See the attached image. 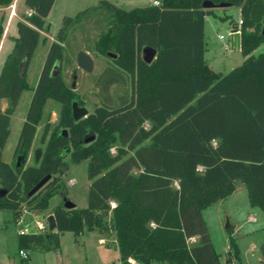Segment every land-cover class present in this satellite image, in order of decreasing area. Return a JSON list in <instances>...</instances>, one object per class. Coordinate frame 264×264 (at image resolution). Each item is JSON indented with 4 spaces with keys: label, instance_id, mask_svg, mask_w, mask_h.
<instances>
[{
    "label": "trees",
    "instance_id": "16d2710c",
    "mask_svg": "<svg viewBox=\"0 0 264 264\" xmlns=\"http://www.w3.org/2000/svg\"><path fill=\"white\" fill-rule=\"evenodd\" d=\"M13 1L0 0V6ZM202 1L160 0L125 9L99 0L64 15L30 87L12 160L5 161L1 149L10 114L28 87L20 62L28 57L26 70L54 3L24 0L30 12L16 21L13 47L0 62V99H7L0 108V209L11 210L17 220L23 204L45 209L56 193L66 196L60 175L70 162L87 160L90 183L86 206L66 208L61 199L50 210L55 227L18 233V252L57 249L64 231L78 236L96 228L112 232L121 264H221L202 209L228 196L241 180L250 205L264 214V51L252 53L264 42V0H211L240 7L245 58L227 72L215 71L204 59V16L214 8ZM99 10L116 26L95 41L96 50L110 58L95 78L102 102L76 120L72 102L82 101L61 69L53 76L50 70L56 60H70L65 45L72 27ZM3 29L0 19V39ZM144 46L155 51L149 61L142 58ZM128 74L131 91L113 104L109 89ZM48 98L59 105L57 119L45 118L41 145L35 147L41 149L39 159L33 151V162L26 163ZM90 131L94 137L85 143ZM48 173L50 178L28 196ZM226 227L233 229L231 223ZM229 242L227 253L238 257L234 238Z\"/></svg>",
    "mask_w": 264,
    "mask_h": 264
},
{
    "label": "rangeland",
    "instance_id": "374dc122",
    "mask_svg": "<svg viewBox=\"0 0 264 264\" xmlns=\"http://www.w3.org/2000/svg\"><path fill=\"white\" fill-rule=\"evenodd\" d=\"M98 1L54 0L53 6L45 18L42 35L36 45L33 57L24 71L28 87L22 90L18 103L10 114L9 135L1 149L3 160H12V153L31 97L32 90L30 87L36 82L50 42L56 39L55 35L62 24L63 16L74 15L79 10L96 4ZM109 1L125 9L151 3L150 0ZM213 10L214 12H209L204 16V38L208 46L207 56L215 60L216 64L221 61L234 62L232 67L225 69L227 72L241 63L244 58L241 50L233 49L229 45L232 26L240 18V9L239 6L230 4L225 7H216ZM11 12L13 16L9 20ZM29 12L30 9L24 0H14L9 6H0V19H2L5 29H3L0 40V62L13 47V37L17 34L16 21L23 20ZM107 30L115 31L116 26L112 24L108 13L104 10L93 12L81 23L72 27L68 35V42L65 45V55L70 60H65L60 66L65 83L78 94L88 112H91L95 105L102 102L103 94L96 86L95 78L103 67L110 63V58L96 50L95 41L102 32ZM220 34L224 38H220ZM79 50H85L92 56L93 68L91 71H86L77 65L75 58ZM261 51H264V42L256 47L254 53L257 54ZM131 82V76L128 74L124 83L112 84L109 92L113 104L119 101L120 96L130 93ZM5 101L7 99H0V108H4ZM58 107V103L53 99H47L42 120L37 126L33 141L34 147L41 145L38 138L45 118L48 116L51 121H56ZM115 146L116 144L111 147L112 152H115ZM129 153H132V150ZM64 157L70 162L68 153L64 152ZM33 160V151H31L26 163H31ZM72 178H74V183L70 184L69 181ZM60 179L65 185L66 196L72 199L77 206H86L87 189L90 183V179L87 177V160L77 164L70 162L69 169L60 175ZM62 197V192L56 193L50 198L49 205ZM23 208L27 207L23 204ZM202 212L212 244L219 253L222 264L227 257L235 258L227 253L230 246V236L235 240L238 251V257L235 259L240 264H264V226L261 225L262 222L264 223L263 212L258 207L253 208L250 205L245 184L241 180H236V187L229 197L216 200L203 208ZM251 214L255 217L253 221L248 220V216ZM7 218L10 221L5 226L3 221H7ZM226 222L231 223L233 229L228 230L225 226ZM13 228L11 211L0 209V264H121L112 232L104 235L94 228L86 230L82 235L75 236L72 231H65L60 237L59 250L46 252L34 250L30 251L29 259H21ZM100 238H103L104 242H101ZM192 241L194 239L191 237L189 242Z\"/></svg>",
    "mask_w": 264,
    "mask_h": 264
},
{
    "label": "water",
    "instance_id": "95a60500",
    "mask_svg": "<svg viewBox=\"0 0 264 264\" xmlns=\"http://www.w3.org/2000/svg\"><path fill=\"white\" fill-rule=\"evenodd\" d=\"M230 5L229 2H219V3H214L211 0H203L202 1V6L205 8L211 7H225ZM234 37H235V41H236V46L239 47L240 46V33L239 32H234ZM155 54V51L148 47V46H144V48L142 49L141 55L142 58L146 61H149ZM76 63L79 67H81L82 69L86 70V71H91L93 68V58L92 56L85 50H79L76 53ZM28 61V57H24L21 62H20V75L22 76L24 74L25 71V66L26 63ZM60 62L59 60H56L50 70V75H56L59 71H60ZM88 114V110L85 106L83 105H78V103L76 101L72 102V116L74 119H79L81 117H84ZM63 133V135H66L67 131L66 129H62L61 131ZM94 137V133L93 132H89L88 134H86L83 138V141L85 143L91 141ZM41 153V149L40 148H36L34 150V158L35 160L39 159ZM68 153V152H66ZM50 178V174H46L44 175L28 192L27 195L30 196L31 194L35 193L48 179ZM4 193V189L0 188V196L3 195ZM61 199H64V206L66 208H71L75 205V203L69 198L66 197L63 194V197ZM48 221L50 223V227H55V219H54V215L52 213H50L48 215ZM228 225V222H226L225 226Z\"/></svg>",
    "mask_w": 264,
    "mask_h": 264
},
{
    "label": "crops",
    "instance_id": "0c3cea01",
    "mask_svg": "<svg viewBox=\"0 0 264 264\" xmlns=\"http://www.w3.org/2000/svg\"><path fill=\"white\" fill-rule=\"evenodd\" d=\"M53 6V5H52ZM214 8H216V7H214ZM239 9H240V7H239ZM12 16H13V14H12V12L10 13V16H9V20H10V18H12ZM240 16H241V13H240ZM233 27V26H232ZM5 30V29H4ZM203 31H204V25H203ZM3 33V32H2ZM224 38V37H223ZM203 39H204V52H203V56H204V59L206 60V62H207V64L212 68V69H214L215 71H220V72H226L225 71V69L227 68V67H232V65L234 64V62H224V61H221L220 63H218V64H216L215 63V60H213V59H211L210 57H208L207 56V52H208V46H207V41L205 40V38L203 37ZM1 40V39H0ZM229 45L231 46V48H233V49H238V50H240V46L239 47H237L236 46V41H235V37H234V34H230V38H229ZM256 49V48H255ZM254 49V50H255ZM254 50L252 51V53L253 54H255L254 53ZM262 52V51H261ZM258 54V53H257ZM256 55V54H255ZM244 58H245V55H244ZM243 58V59H244ZM242 59V60H243ZM242 62V61H241ZM240 64V63H239ZM238 65V64H237ZM112 86V85H111ZM56 118H57V115H56ZM145 124L146 125H149V122L148 121H146L145 122ZM145 125V126H146ZM35 144L34 143H32V149L30 150V152H29V155H30V153H31V151H34V149H35ZM29 155H28V158H27V160H26V162L29 160ZM230 196V194L228 195V196H226V197H229ZM225 197V198H226ZM61 199H59V200H57L55 203H53V204H51V205H48V207L47 208H45V209H27V208H23L22 209V212H21V214H20V216H19V218L17 219V220H14V218H13V213H12V211H11V219H12V222H13V225H14V228L12 229L13 231H14V233H15V240H16V242H17V234L19 233V231L21 230V229H24L25 231H39V229L37 228V225H36V221H40L41 223H43V225H44V227L45 228H50V223H49V221H47V219H48V215L51 213L50 212V210H51V208H52V206H54L57 202H59ZM72 200V199H71ZM73 201V200H72ZM74 202V201H73ZM75 203V202H74ZM76 204V203H75ZM253 208H254V206H253ZM9 210V209H8ZM202 214H203V212H202ZM263 214V213H262ZM34 216V217H33ZM251 217H254V215L253 214H251L250 215ZM250 216H248V220H250L249 219V217ZM263 216H264V214H263ZM204 217V216H203ZM254 220H255V217H254ZM10 221V219L9 218H7V221H3V223H4V225L5 226H7L8 224V222ZM250 221H253V220H250ZM262 226H264V223L262 222V224H261ZM52 228H54V227H52ZM86 231V230H85ZM84 231V232H85ZM65 232V231H64ZM83 232V233H84ZM82 233V234H83ZM102 233V232H101ZM63 233H61V235H62ZM81 234V235H82ZM102 234H104V233H102ZM61 235H60V237H61ZM104 235H106V234H104ZM194 240H196V237L195 236H193L192 237ZM100 241L101 242H104V239L103 238H100ZM60 247V246H59ZM27 252H28V258L27 259H29L30 258V251L31 250H27V249H25ZM51 250H59V248H57V249H51ZM32 251H34V250H32ZM40 252H46V251H41V250H39ZM47 251H49V250H47ZM20 254V253H19ZM20 256H21V254H20ZM22 257V256H21ZM238 261V260H237ZM222 264V263H221Z\"/></svg>",
    "mask_w": 264,
    "mask_h": 264
},
{
    "label": "built area",
    "instance_id": "2783aa9c",
    "mask_svg": "<svg viewBox=\"0 0 264 264\" xmlns=\"http://www.w3.org/2000/svg\"><path fill=\"white\" fill-rule=\"evenodd\" d=\"M150 2H151L152 4H155V5H159V4H160V0H150ZM241 23H242V19H241V17H240V18L238 19V22H236V23L233 25L232 30H231V34H233L234 32H239V33H240V25H241ZM219 37H220V38H223V35L220 34ZM69 183H70V184L74 183V178L70 179ZM249 219H250V220H254V217H251V216H250ZM47 221H48V219H47ZM36 225H37V228H38L39 230H43V229H45L43 223H41L40 221H36ZM20 232H25V230H24V229H21V230L19 231V233H20ZM19 253L21 254L22 257H27V256H28V252H27L25 249H20V250H19ZM224 260H225V261H224V264H240V263L237 261V259H235V258H233V257H229L228 259L225 258Z\"/></svg>",
    "mask_w": 264,
    "mask_h": 264
},
{
    "label": "flooded vegetation",
    "instance_id": "af4514ba",
    "mask_svg": "<svg viewBox=\"0 0 264 264\" xmlns=\"http://www.w3.org/2000/svg\"><path fill=\"white\" fill-rule=\"evenodd\" d=\"M5 105H7V101H5Z\"/></svg>",
    "mask_w": 264,
    "mask_h": 264
}]
</instances>
